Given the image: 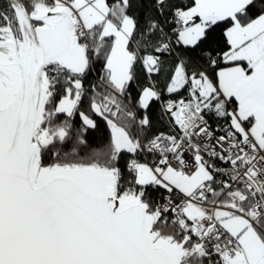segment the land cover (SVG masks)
<instances>
[{"label":"snow or ice","instance_id":"obj_1","mask_svg":"<svg viewBox=\"0 0 264 264\" xmlns=\"http://www.w3.org/2000/svg\"><path fill=\"white\" fill-rule=\"evenodd\" d=\"M0 264H264V0H0Z\"/></svg>","mask_w":264,"mask_h":264}]
</instances>
